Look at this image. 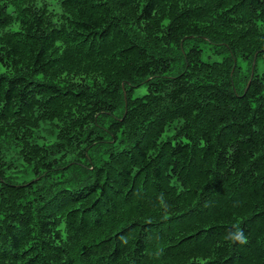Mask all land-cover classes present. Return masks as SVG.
Segmentation results:
<instances>
[{
    "label": "trees",
    "instance_id": "16d2710c",
    "mask_svg": "<svg viewBox=\"0 0 264 264\" xmlns=\"http://www.w3.org/2000/svg\"><path fill=\"white\" fill-rule=\"evenodd\" d=\"M57 1L0 0V264H264V0Z\"/></svg>",
    "mask_w": 264,
    "mask_h": 264
},
{
    "label": "rangeland",
    "instance_id": "374dc122",
    "mask_svg": "<svg viewBox=\"0 0 264 264\" xmlns=\"http://www.w3.org/2000/svg\"><path fill=\"white\" fill-rule=\"evenodd\" d=\"M40 1L47 2L48 5H49V7L51 9H53V10H56V11L59 10V8H58V1L57 0H37L38 3H40ZM14 27H16V26L14 25ZM145 90H146L145 89V86L141 85V86H139V87H137V88L134 89L133 95L134 96H139V95L143 94L145 92ZM41 134L44 135V136L47 135V133L44 132V131H41ZM166 134H167V132H164L162 134V136H161V139H163L166 136ZM38 141H42V137H38Z\"/></svg>",
    "mask_w": 264,
    "mask_h": 264
},
{
    "label": "clouds",
    "instance_id": "9594fccd",
    "mask_svg": "<svg viewBox=\"0 0 264 264\" xmlns=\"http://www.w3.org/2000/svg\"><path fill=\"white\" fill-rule=\"evenodd\" d=\"M161 199H162V197H161ZM234 228H235V230L228 233V235L226 236V239L233 242V243H237L240 245L246 244L247 238L244 235L242 229H240L238 226H234Z\"/></svg>",
    "mask_w": 264,
    "mask_h": 264
},
{
    "label": "water",
    "instance_id": "95a60500",
    "mask_svg": "<svg viewBox=\"0 0 264 264\" xmlns=\"http://www.w3.org/2000/svg\"><path fill=\"white\" fill-rule=\"evenodd\" d=\"M253 66H254V61H253V63H252V68H253ZM251 76H252V71H251L250 78H251ZM248 84H249V81H248V83H247V86H248Z\"/></svg>",
    "mask_w": 264,
    "mask_h": 264
}]
</instances>
